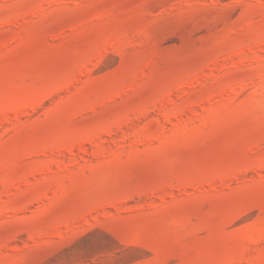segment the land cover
<instances>
[{
	"label": "rangeland",
	"instance_id": "obj_1",
	"mask_svg": "<svg viewBox=\"0 0 264 264\" xmlns=\"http://www.w3.org/2000/svg\"><path fill=\"white\" fill-rule=\"evenodd\" d=\"M0 264H264V0H0Z\"/></svg>",
	"mask_w": 264,
	"mask_h": 264
}]
</instances>
